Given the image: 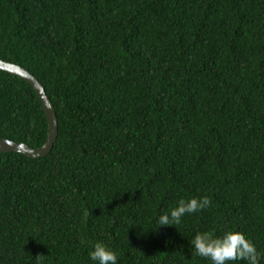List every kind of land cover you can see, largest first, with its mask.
Returning <instances> with one entry per match:
<instances>
[{"label":"trees","instance_id":"obj_1","mask_svg":"<svg viewBox=\"0 0 264 264\" xmlns=\"http://www.w3.org/2000/svg\"><path fill=\"white\" fill-rule=\"evenodd\" d=\"M0 59L58 127L43 157L0 152V264H97V242L117 264H211L203 231L264 264V0H0ZM46 136L32 85L0 70V138Z\"/></svg>","mask_w":264,"mask_h":264},{"label":"clouds","instance_id":"obj_2","mask_svg":"<svg viewBox=\"0 0 264 264\" xmlns=\"http://www.w3.org/2000/svg\"><path fill=\"white\" fill-rule=\"evenodd\" d=\"M210 203L207 196L181 199L170 212L158 217L157 226H176L184 216L200 212ZM191 245L196 255L210 260L211 264H231L233 261L259 264L261 257L254 243L239 231H229L223 236H217L213 231L197 232ZM90 259L97 264H117L116 253L100 242L94 244Z\"/></svg>","mask_w":264,"mask_h":264},{"label":"water","instance_id":"obj_3","mask_svg":"<svg viewBox=\"0 0 264 264\" xmlns=\"http://www.w3.org/2000/svg\"><path fill=\"white\" fill-rule=\"evenodd\" d=\"M0 70L20 76L26 79L37 93L41 106L47 120V136L45 142L36 148H31L23 142H15L7 138H0V152H17L23 153L30 158L43 157L48 154L57 137V119L54 107L46 94L41 82L24 67L12 62L0 59Z\"/></svg>","mask_w":264,"mask_h":264}]
</instances>
